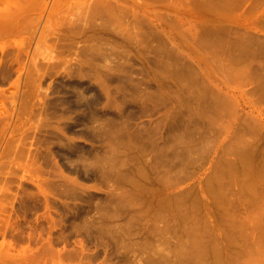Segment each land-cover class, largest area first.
Wrapping results in <instances>:
<instances>
[{"label":"rangeland","instance_id":"rangeland-1","mask_svg":"<svg viewBox=\"0 0 264 264\" xmlns=\"http://www.w3.org/2000/svg\"><path fill=\"white\" fill-rule=\"evenodd\" d=\"M205 1L0 0V264H264V0Z\"/></svg>","mask_w":264,"mask_h":264},{"label":"bare ground","instance_id":"bare-ground-1","mask_svg":"<svg viewBox=\"0 0 264 264\" xmlns=\"http://www.w3.org/2000/svg\"><path fill=\"white\" fill-rule=\"evenodd\" d=\"M213 1H214V0H213ZM213 1H212V3L215 4V1H214V2H213ZM216 1H217V0H216ZM218 1H219V0H218ZM223 1H224V0H223ZM203 2H204V1H203ZM206 2H208V1L206 0L205 3H206ZM225 2H226V1H224V3H225ZM209 3H210V2H209ZM224 3H223V4H224ZM217 4H218V3H217ZM228 4H229V2H228ZM208 5H211V4H208ZM212 5H213V4H212ZM226 5H227V4H226ZM213 6H214V5H213ZM229 6H230V4L228 5V7H229ZM215 7H217V6H215ZM213 8H214V7H213ZM214 13H215V12H214ZM5 14H6V11H4V10L2 11V13L0 12V28H2V29L7 28V25L10 24V23L8 22V20H9V21L12 20V17H10V18H8V19H5L6 15H7V16L9 15V14H6V15H5ZM223 17H224V16H223ZM6 18H7V17H6ZM8 23H9V24H8ZM11 26H12V24H11ZM8 28H9V26H8ZM10 28H11V27H10ZM211 29H212L211 27L207 26V29H205V30H206V34L209 33V32H211V31H214V29H212V30H211ZM224 29H226V28H224ZM221 30H222V29H221ZM203 31H204V29H203ZM218 31H220V30H218ZM227 31H228V29H227ZM148 32H149V31H148ZM150 32H151V31H150ZM150 32H149V33H150ZM152 32H153V31H152ZM152 32H151V33H152ZM222 32H223V31H222ZM224 32H225V31H224ZM153 33H154V32H153ZM203 33H205V32H203ZM203 33H202V34H203ZM227 33H228V32H227ZM150 35H151V34H150ZM204 35H205V34H204ZM229 35H230V34H229ZM229 35H228V36H229ZM220 36L222 37V35H220ZM220 36H219V38H220ZM228 36H226V34H225V37H228ZM205 37H207V35H206ZM208 38H210V37H208ZM217 38H218V36H217ZM219 38H218V39H219ZM200 39H201V37H200ZM221 39H222V38H221ZM224 39H225V38H224ZM224 39H223V40H224ZM153 40H154V39H153ZM214 40H216V39H214ZM219 40H220V39H219ZM229 40H230V39H229V37H228V41H229ZM258 40H259V39H258ZM151 41H152V40H151ZM161 41H162V40H160V41H158V42L161 43ZM225 41H226V39L224 40V45H225V43L227 42V41H226V42H225ZM259 41H260V40H259ZM219 42H220V41H218V43H219ZM222 42H223V41H222ZM254 42H255V41H254ZM263 42H264V41H263ZM228 43H229V42H228ZM260 43H261V42H260ZM226 44H227V43H226ZM256 44H257V43H256ZM256 44H255V45H256ZM263 44H264V43H263ZM241 45H242V44H241ZM255 45H254V46H255ZM152 46H153V47H156V46H154V45H152ZM162 46H163V45H162ZM162 46L159 45V47H162ZM249 46H250V45H248L247 47H249ZM262 46H263V45H262ZM262 46H261V48H264V47H262ZM159 47H158V48H159ZM163 47H164V46H163ZM250 48H252V47H250ZM250 48H249V49H250ZM156 49H157V48H156ZM159 49L161 50V48H159ZM160 50H159V52H160ZM254 50H255V49H254ZM254 50H253V48H252V51H254ZM258 50H259V47H258ZM168 51H169V50H167V52H168ZM246 51H247V50H246ZM246 51H245V52H246ZM263 51H264V50H263ZM171 52H172V51H171ZM248 52H249V54H253V53L256 54L255 52H253V53H250V51H248ZM160 53H162V51H161ZM168 53H169V52H168ZM243 53H244V52H243ZM260 54H261V53H260ZM263 54H264V53H263ZM170 55H171V54H170ZM163 56H164V55H163ZM256 56H257V55H256ZM168 57H169V55L167 56V59H168ZM171 57H172V56H171ZM255 58H256V57H255ZM165 59H166V58H165ZM167 59H166V60H167ZM163 60H164V59H163ZM170 60H171V59H170ZM170 60H169V61H170ZM167 61H168V60H167ZM263 61H264V60H263ZM172 62H173V61H172ZM174 62H175V60H174ZM163 63L165 64L166 62L164 61ZM163 63H162V65H164ZM168 63H169V62H167V64H168ZM170 63H171V62H170ZM175 63H176V62H175ZM177 63H178V62H177ZM185 63H186V62H184V64H185ZM173 64H174V63H173ZM187 64H188V63H187ZM169 65H170V67H171L172 64H169ZM174 66H175V65H173V67H174ZM263 66H264V64H263ZM263 66H262V68H263ZM170 67H169V68H170ZM173 67H172V68H173ZM184 67H185V66H183V68H184ZM164 68H166V66L163 67V69H164ZM169 68H168V69H169ZM185 68H186V67H185ZM188 68H190V66H189ZM260 68H261V67H260ZM262 68H261V70H262ZM174 69H175V68H174ZM174 69H173V70H174ZM179 69H180V68H179ZM179 69H177V71H178ZM186 69H187V68H186ZM181 70H182V69H181ZM261 70H259V73L261 72ZM167 71H170V69L167 70ZM177 71H176V72H177ZM183 71H184V70H183ZM178 72H179V71H178ZM262 72H263V70H262ZM181 73H182V72H181ZM263 73H264V72H263ZM171 74H172V73H171ZM173 74H175V73H173ZM173 74H172V75H173ZM182 74H187V73L184 72V73H182ZM177 75H178V74H177ZM259 75H260V74H259ZM261 75H263V74H261ZM261 75H260V76H261ZM179 76H180V75H178L177 77H179ZM182 76H183V75H182ZM184 77H185V76H184ZM261 77H264V76H261ZM174 78H176V77H174ZM186 78H188V77L186 76ZM181 79H183V78H181ZM184 79H185V78H184ZM189 79L191 80L192 78L189 77ZM189 79H188V81H189ZM263 79H264V78H263ZM177 80H179V79H177ZM193 80H194V78H193ZM195 80H196V79H195ZM195 80H194V81H195ZM260 80H261V79H260ZM179 81H180V80H179ZM182 81H183V80H182ZM182 81H180V82H182ZM188 81L186 80L185 82H188ZM196 81H197V80H196ZM183 82H184V81H183ZM197 82H198V81H197ZM192 83H193V81H192ZM189 84H190V82H189ZM189 84L187 83V85H189ZM197 84H198V83H197ZM261 84H262V83H261ZM193 85H195V83H194ZM183 86H184V85H183ZM189 86H192V84L189 85ZM189 86H188V87H189ZM262 86H264V85L262 84ZM262 86H261V88H262ZM188 87H187V88H188ZM193 87H194V86H193ZM195 87H197V86H195ZM189 88L191 89V87H189ZM189 88H188V89H189ZM197 88H198V87H197ZM185 89H186V88H185ZM188 89H187V90H188ZM190 89H189V90H190ZM195 89H196V88H195ZM197 90H198V89H197ZM199 91H201V90L199 89ZM199 91H198V94H199ZM196 92H197V91H196ZM203 92H204V91H202V93H203ZM193 94H194V93H193ZM210 94H211V93H210ZM200 95L203 96V94H201V93L199 94V96H198V95H197V96L200 97ZM205 95H206V94H205ZM202 96H201V98H202ZM209 96H210V95H209ZM198 97H197V99H198ZM206 97H207V96H206ZM211 97H212V95H211ZM211 97H210V98H211ZM213 97L216 98L215 96H213ZM194 98H195V97H194ZM203 98L205 99V97H203ZM212 99H213V98H212ZM205 100H206V99H205ZM205 100H204V101H205ZM214 100H215V99H214ZM214 100H212V102H213ZM217 100H218V99H217ZM201 101H203V99H202ZM209 101H210V100H209ZM206 102H208V101H205V103H206ZM220 102H221V101H220ZM197 103H200V102H197ZM202 104H203V103H202ZM206 104H207V103H206ZM209 104H210V103H209ZM214 104H215V103H213L211 106H213ZM217 104H218V103H217ZM217 104H215V106H216ZM185 105H186V104H185ZM204 105H205V104H204ZM219 105H220V104H218V106H219ZM201 106H202V105H201ZM215 106H214V107H215ZM218 106H217V107H218ZM218 108H219V107H218ZM204 109H205V108H204ZM206 109H207V108H206ZM208 110H209V109H208ZM206 111H207V110H206ZM206 111H205V112H206ZM202 112H203V111H202ZM181 113H182V112H181ZM183 113H184V112H183ZM210 113H211V112H210ZM106 123H109L108 120H107ZM112 124H113V123H112ZM180 124H181V123H180ZM108 125H109V127L111 128L110 123H109ZM181 125H182V124H181ZM103 126L105 127V125H103ZM106 126H107V124H106ZM115 126H116V125H115ZM177 126H179V124H178ZM104 127H103V128H104ZM109 127H108V128H109ZM105 129H106V127H105ZM111 130H112V128H111ZM115 130H116V131L118 130L117 127H116ZM106 131H107V129H106ZM112 131H113V130H112ZM117 132H118V131H117ZM121 132H122V131H121ZM114 133H115V132H114ZM112 134H113V133H112ZM116 134H117V133H115V135H116ZM121 134H122V133H119V135H121ZM125 135H126V134H125ZM111 136H112V135H111ZM121 136H122V135H121ZM114 137H115V136H114ZM114 137H113V138H114ZM124 137H125V136H124ZM115 138H116V137H115ZM117 138H118V135H117ZM119 138H120V137H119ZM125 138H126V137H125ZM120 139H121V138H120ZM121 141H122V139H121ZM126 142H127V141H126ZM126 142H125V143H126ZM129 142H130V141H129ZM129 142H128V143H129ZM113 143H114V142H113ZM113 145H114V144H113ZM117 145H118V143H117ZM117 145H116V149L111 148L112 150H110V151H113V150H114V151H115V154H116V152L119 150V149L117 150ZM127 145H128V144H126L125 146H127ZM122 146H124V143L122 144ZM128 146H130V145H128ZM128 146H127V147H128ZM112 147H114V146H112ZM114 148H115V147H114ZM121 148L124 149V147H121ZM125 149H126V148H125ZM121 150H122V149H121ZM122 151H123V150H122ZM254 151H255V150H254ZM263 151H264V149H263ZM255 152H257V151H255ZM117 153H118V152H117ZM263 153H264V152H263ZM111 154L113 155V152H111ZM261 154H262V152H261ZM107 155H108V154H106L105 157H107ZM109 155H110V153H109ZM109 155H108V156H109ZM113 156H114V155H113ZM115 156H116V155H115ZM105 157H104V159H105ZM109 157H111V156H109ZM262 157H264V156H262ZM107 158H108V157H107ZM111 158H112V157H111ZM113 158H114V157H113ZM113 158H112V159H113ZM112 159H111L110 161H112ZM105 160H106V159H105ZM116 160H118V159H116ZM116 160H113L112 164L115 163L114 161H116ZM106 161H109V159H107ZM106 161H105V162H106ZM118 161H119V160H118ZM103 162H104V161H102V164H103ZM116 162H117V161H116ZM107 164H108V163H107ZM109 165H110V163H109ZM109 165H108V166H109ZM119 165H121L120 162H119ZM119 165H117V168H116V169H118ZM122 165H123V163H122ZM98 166H99V168L101 167V169H102V166H105V164L102 165V166H101V165H98ZM113 166H115V165L113 164ZM263 166H264V165H263ZM106 167H107V165H106ZM107 168H109V167H107ZM110 168H111V167H110ZM110 168H109V171H110ZM104 169H105V167H104ZM113 169L115 170V168H113ZM105 170L108 171V169H105ZM263 170H264V167H263ZM109 171H108V172H109ZM115 171H116V170H115ZM111 172H112V171H111ZM113 172H114V171H113ZM111 205H113V204H111ZM106 206H107V205H106ZM105 208H106V207H105ZM112 208H113V207H112ZM109 209H111V208L108 207L107 210L109 211ZM104 210H106V209H104ZM112 212H114V211H112ZM112 212L110 213V217H109V218H111V216H113V215H111V214H113ZM187 220H188V218H187ZM187 220H186V222H187ZM163 221H164V220H163ZM188 222H189V221H188ZM167 225H168V224H167ZM169 225H170V224H169ZM169 225L166 226V228L169 227ZM171 226H172V225H171ZM171 226H170L169 228H171ZM112 227H113V226H112ZM166 228H165V229H166ZM169 228H168V230H169ZM180 228H181V227H180ZM180 228H179V229H180ZM184 228H185V227H184ZM193 228H194V227H193ZM111 229H112V228H111ZM129 229H130V232H131V227H129ZM165 229H164L163 231H165ZM185 229H188V228L186 227ZM185 229H184V231H185ZM190 229H192V227H191ZM194 229H195V228H194ZM196 229H197V228H196ZM115 230H118V229H115ZM202 230H203V229H202ZM112 231H113V230H112ZM112 231H110V232L112 233ZM125 231H126V230H124V232H125ZM169 231H171V230H169ZM174 231H175V230H174ZM176 231H177V230H176ZM181 231H182V229H181ZM181 231H180V233H183V234H181V235L184 236V232H181ZM189 231H190V230H189ZM194 231H195V230H194ZM114 232H115V231H114ZM114 232H113V234H114ZM122 232H123V230H122ZM171 232H172V231H171ZM185 232L188 233V231H185ZM191 232H192V231H191ZM196 232H197V230H196ZM196 232H195V233H196ZM263 232H264V231H263ZM116 233H117V232H115V234H116ZM127 233H128V230H127ZM127 233L125 232L124 234H127ZM197 233H198V232H197ZM197 233H196V234H197ZM115 234H114V235H115ZM119 234H120V233H119ZM121 234H122V233H121ZM121 234H120V235H121ZM223 234H224V233H223ZM225 234H228V235H229V233H225ZM230 234H231V233H230ZM262 234H263V233H262ZM262 234H261V235H262ZM197 235H198V234H197ZM197 235H196V237H197ZM201 235H204V233L201 234ZM201 235H200V236H201ZM238 235H240V233H239ZM118 236H119V235H118ZM118 236H117V237H118ZM192 236L194 237L195 234L193 235V234L191 233V236H189V237L187 238L188 240H185V243H186V241H189V238L191 239ZM198 236H199V235H198ZM222 236H223V235H222ZM121 237H122V236H121ZM121 237H120V238H121ZM178 237L181 239L180 234H179ZM186 237H187V236H186ZM202 237H203V236H202ZM214 237H217V238H218V236H214ZM224 237L226 238V237H228V236H225V235H224ZM229 237H230V235H229ZM118 238H119V237H118ZM179 238H178V239H179ZM197 238H198V237H197ZM217 238H216V240H217ZM220 238H221V236H220ZM225 238H224V241L227 240V238H226V239H225ZM176 239H177V238H176ZM176 239H175V240H176ZM184 239H186V238H183V240H184ZM192 239H194V238H192ZM201 239H202V238H201ZM204 239H206V238H204ZM230 239L232 240L231 237H230ZM194 240H196V238H195ZM194 240H193V241H194ZM210 240H211V239H210ZM212 240H214L213 237H212ZM166 241H169V240H166ZM177 241H178V240H177ZM197 241H199V243H201L200 239H199V240L197 239ZM202 241H203V239H202ZM220 241H221V240H220ZM220 241H218V242L220 243ZM224 241H223V244H222V243H220V244L224 245V243H225ZM228 241H229V240H228ZM228 241H226V243H227ZM232 241L234 242V240H232ZM244 241H245V240H244ZM244 241H243V242H244ZM164 242H165V241H164ZM181 242H182V245H180V243H179V246H180V247L183 246V245H185V244H183V241H182V240H181ZM190 242H192V240H190V241L188 242V244H190ZM206 242H207V241H206ZM210 242H211V241H210ZM233 242H230V243H233ZM245 242H246V241H245ZM245 242H244V243H245ZM165 243H166V242H165ZM177 243H178V242H177ZM193 243H196V241L193 242ZM193 243H192V244H193ZM204 243H205V240H204ZM208 243H209V242H208ZM212 243H213V242H212ZM214 243H216V245L218 246V244H217V242H215V240H214ZM230 243H229V244H230ZM127 244H129V243H127ZM167 244L169 245V242H167V243L164 244V245H167ZM197 244H198V243H197ZM227 244H228V243H227ZM255 244H256V243H254V246H255ZM10 245H11V244H10ZM12 245H13V244H12ZM129 245L131 246V245H133V244H129ZM176 245H177V244H176ZM176 245H175V247H176ZM193 245H195V244H193ZM193 245H192V246H193ZM201 245H202L201 248H203V244H202V243H201ZM204 245H205V244H204ZM213 245H214V244H213ZM238 245H240V244L238 243ZM247 245H248V244H247ZM247 245H245V247H246ZM185 246H186V245H185ZM189 246H190V245H189ZM198 246H200V245H198ZM209 246H210V245H209ZM211 246H212V245H211ZM219 246H220V245H219ZM256 246H257V244H256ZM9 247H10V246H9ZM187 247H188V246H187ZM193 247H194V246H193ZM207 247H208V246H207ZM212 247H213V246H212ZM214 247H215V246H214ZM248 247H249V246H248ZM12 248H13V247H12ZM128 248H129V247H128ZM165 248H166V247H165ZM165 248H163V249H165ZM171 248L173 249V247H171ZM171 248H170V249H171ZM183 248H184V246H183ZM195 248H197V250H196ZM195 248L192 249L193 252H194V250L196 251V253H193L194 256L200 258L199 256L202 255V258L198 259V260H197L198 262L196 261L197 264H206L205 260H203V259L205 258V256H207L205 253L209 254L210 256L212 255V254H210V251H206V252H203V251H202V252L205 254V255H204V254H201V252H200L201 249L198 250V247H196V246H195ZM238 248H240V246H239ZM129 249H130V248H129ZM166 249L169 250V249H168V246H167ZM172 249H171L170 251H175V252L178 251L177 254L179 253V250H174V249L172 250ZM176 249H179V248H176ZM186 249H187V248H186ZM186 249H184V250H186ZM188 249H190V247H189ZM207 249H208V248H207ZM211 249H212V251H213V255H212V257L215 259V263H212V264H227V263L225 262V259H223L222 256H221V254H222L221 252H223V251H221L220 249L218 250V248H211ZM235 249H237V247H236ZM243 249H244V247H243ZM247 249H248V248H247ZM167 250H166V251L163 250V253H162L161 251H160V252L158 251V252L161 253V254L163 255V254H164V251H165V252H167V253H166V256H167L168 253H169ZM181 250H183V249H181ZM192 250H191V251H192ZM203 250H205V249H203ZM240 250H242V249H240ZM189 251H190V250H189ZM191 251H190V252H191ZM220 251H221V252H220ZM240 252H241V251H240ZM240 252H239V254H240ZM244 252H245V250L242 251V253H244ZM154 253H155V251H154L152 254L154 255ZM181 253H184V252H181ZM191 253H192V252H191ZM242 253H241V254H242ZM152 254H151V255H152ZM171 254H172V253H171ZM179 254H180V253H179ZM179 254H178V255H179ZM185 254H187V251H186ZM188 254H189V252H188ZM241 254H240V255H241ZM158 255H159V254H158ZM162 255H161V256H162ZM169 255H170V254H169ZM172 255H173V254H172ZM172 255H171V256H172ZM180 255H182V254H180ZM155 256H157V252L155 253ZM155 256L153 257L154 259L157 258V257H155ZM166 256H165V257H166ZM184 256H186V255H184ZM184 256H183V257H184ZM191 256H192V255H191ZM168 257H169V256H167L166 258H168ZM173 257H175V260H176V259H178V258H181L182 256H181V257L179 256L178 258H176V256L174 255ZM189 257H190V256H189ZM166 258H165V260H166ZM191 258H192V257H191ZM209 258H210V257H209ZM213 258H212V260H213ZM162 259H164V257H162L161 260H162ZM186 259H187V257H186ZM188 259H189V258H188ZM188 259H187V260H188ZM194 259H195V258L193 257V260H194ZM210 259H211V258H210ZM147 260H148V259H147ZM149 260H150V257H149ZM149 260H148V261H149ZM158 260H159V258H158ZM158 260H157V261H158ZM165 260H164V261H165ZM167 260H168V259H167ZM169 260H171V258H170ZM184 260H185V259H184ZM184 260H181V262H185ZM187 260H186V261H187ZM190 260H191V259H190ZM199 260H200V263H199ZM226 260H227V259H226ZM176 261H178V260H176ZM37 262H38V260L36 261V263H37ZM152 262H153V261H152ZM155 262H156V260H155ZM169 262H172V261H169ZM169 262H167V263H165V264H168ZM173 262H174V260H173ZM173 262H172V264H177V262H175V263H173ZM178 262H180V261H178ZM187 262H190V261H187ZM192 262H194V261H192ZM202 262H204V263H202ZM208 262H209V261H208ZM224 262H225V263H224ZM36 263H34V264H36ZM148 263H150V262H148ZM160 263H161V262H160ZM163 263H164V262H162V264H163ZM190 263H191V262H190ZM210 263H211V262H210ZM39 264H40V262H39ZM150 264H151V263H150ZM153 264H154V262H153ZM179 264H180V263H179ZM181 264H182V263H181ZM183 264H186V263H183ZM187 264H188V263H187Z\"/></svg>","mask_w":264,"mask_h":264}]
</instances>
